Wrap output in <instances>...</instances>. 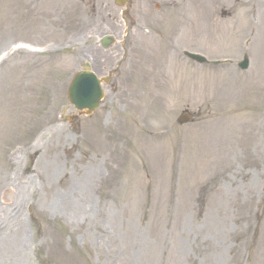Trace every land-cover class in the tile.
I'll return each mask as SVG.
<instances>
[{
	"label": "rangeland",
	"instance_id": "1",
	"mask_svg": "<svg viewBox=\"0 0 264 264\" xmlns=\"http://www.w3.org/2000/svg\"><path fill=\"white\" fill-rule=\"evenodd\" d=\"M263 14L264 0H0V264H264ZM86 61L111 75L91 115L67 93Z\"/></svg>",
	"mask_w": 264,
	"mask_h": 264
},
{
	"label": "water",
	"instance_id": "2",
	"mask_svg": "<svg viewBox=\"0 0 264 264\" xmlns=\"http://www.w3.org/2000/svg\"><path fill=\"white\" fill-rule=\"evenodd\" d=\"M108 43L106 41L104 44L107 45ZM197 58L201 61L204 60L200 56ZM88 66L86 64V67ZM102 96L103 91L100 88V81L89 71L79 73L69 90L70 101L79 109L88 108L89 112L97 108Z\"/></svg>",
	"mask_w": 264,
	"mask_h": 264
},
{
	"label": "bare ground",
	"instance_id": "3",
	"mask_svg": "<svg viewBox=\"0 0 264 264\" xmlns=\"http://www.w3.org/2000/svg\"><path fill=\"white\" fill-rule=\"evenodd\" d=\"M263 17H264V14H263ZM252 27H255V26H252ZM34 60V59H33ZM9 61L11 60H7V59H3L1 62H0V69L2 70L3 66L8 63ZM35 61V60H34ZM50 130V131H49ZM62 130H64L62 127L58 126L57 127H54V125L52 124L51 126H49L48 128V131H49V134L50 135H53V134H57L58 138H61L59 132L61 133ZM45 132V131H44ZM60 141V139H59ZM34 150V154L38 153L39 152V149H33ZM45 155V153H44ZM9 157V156H8ZM48 158V157H46ZM61 166L59 165H52V168H51V173H50V179L51 180H54V178L58 177L60 175V172H61ZM89 174V172H88ZM89 180L91 182H96V183H100L102 181H104L105 179V175L103 173H101L100 171H97L96 169L94 170L93 174L90 173L89 176H88ZM90 181H88L89 183H91ZM8 185H11V183L9 182ZM12 186H14L16 188V185L12 184ZM91 209L92 207L90 206L89 207V212H91ZM91 214H89L90 216ZM88 216L85 215V218H87Z\"/></svg>",
	"mask_w": 264,
	"mask_h": 264
}]
</instances>
